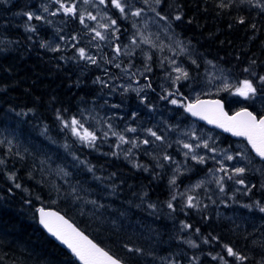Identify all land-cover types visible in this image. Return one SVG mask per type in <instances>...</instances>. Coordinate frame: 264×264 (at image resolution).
Returning <instances> with one entry per match:
<instances>
[{
  "label": "rangeland",
  "instance_id": "1",
  "mask_svg": "<svg viewBox=\"0 0 264 264\" xmlns=\"http://www.w3.org/2000/svg\"><path fill=\"white\" fill-rule=\"evenodd\" d=\"M13 1L15 0H6L2 3L5 4L4 6H9ZM254 1L258 2V0ZM61 2L66 6L75 4L76 14L66 15L56 0H20V6L26 5V7L15 15L14 26L22 28V32L27 36H34L41 31L43 34H48L46 48L50 50L59 46V51L62 50L67 54L65 55L67 64L77 68V64L82 62L87 67L99 71L98 75L93 73L94 71L80 72V74L90 75V84L96 87L101 86V92L89 102L80 104L75 115L77 119H81L82 113V122L86 121L84 127L95 132L97 140L94 147L86 146L72 135L70 129L68 131L75 140V143L70 146L52 140L45 129L39 130V135L45 142L44 148L48 147L49 151H60L64 156L73 159L70 164H64V166L47 163L43 167L48 178L58 182L61 180L60 187L64 193H68V202L75 210L72 213L84 217L100 228L117 233L124 256L139 264H241L242 262L223 250L211 251L210 248L215 244L208 247V253L196 252L203 242L201 234L206 237L207 234L211 236L213 227H221L223 240H234L246 250V245L240 240L244 236H249L251 246L255 248L252 249L263 250L264 235L254 233L263 225L264 213L259 211L257 201L254 200H251L247 207H243L246 201L244 198L248 196L251 187L236 183L237 180H243V175L229 180L220 168L223 165L228 169V175H232L236 167L262 168L259 169L262 171L264 164L250 153L244 142H234L231 146L229 144L224 146L222 136L216 130L192 120L183 121V111L180 109L183 107L182 102L185 103L183 98L186 96L181 91L177 92L172 82L178 75L173 68L179 66L188 72V65L191 64L195 75L198 68L200 69V75L194 79L196 83L190 93H188L189 90L187 92L192 102L197 99L221 96L219 98L225 102L229 112L243 107H250L255 112H264V96L250 94L247 99L239 96L236 90L243 87V82L236 80L230 71L206 58H201L203 65L197 64V52L194 46L175 33L167 22L161 21L147 5L142 3V0H137L136 3L134 0H127L125 4L127 17L112 7L107 0L106 5H99L98 0H92L89 4L83 3V0H61ZM45 7L48 9L47 12L44 11ZM140 7L146 9L140 17L130 15L129 8L135 10ZM26 13H33L34 18L29 21ZM88 13L96 16L97 19L88 20ZM81 14L84 15L88 28L80 23ZM36 15L42 16L43 19H35ZM109 18L117 21L118 39H113L112 43L107 40H91L94 33H91L89 29L99 24L110 23ZM30 27H34L35 31H29ZM97 30L104 32L101 28ZM134 35L137 39L136 45L131 44ZM73 36L77 37L78 43L71 39ZM143 39H148L149 43H143ZM73 44L84 47L88 52L96 55L98 64L74 59ZM117 44L126 46L122 47L121 54L118 56L114 52ZM14 47H16L14 40L0 36V54ZM113 56L116 58L113 59ZM147 56H151V60H147ZM193 60L195 63L192 62ZM116 64L120 67H116ZM146 64L150 67L157 66L161 72L157 74L158 79L153 73L145 71ZM98 77L99 81H97ZM156 81L157 85L154 83ZM178 82L183 83V79ZM149 84L151 87H147ZM169 92L174 95L169 96ZM172 99H176L177 104H172L170 102ZM114 105L116 107H113ZM13 114L18 119L22 118L21 112H13ZM109 124L112 125L111 128ZM8 128L10 125H0V140L4 141L0 145L18 146L15 143L14 131ZM127 128H136L137 131L127 132ZM149 128L157 132L162 140H155L150 136L146 131ZM113 131L124 135L126 140H136L137 146L132 147L131 143H124L117 147L120 142L117 136L112 135ZM105 132L108 133L107 136L103 135ZM144 139L151 142L145 145L142 143ZM204 140H207L210 147L215 148L216 151L211 152L203 148ZM184 143H190L194 147V152L189 153L188 156H185L189 150L183 148ZM197 144H201V147L196 148ZM76 147L103 154L114 155L115 153V155L126 157L134 166L141 167L144 171H148V168L142 165L146 160L155 162L161 159L169 164L170 168L166 171L165 179L168 188H172L173 196L183 200V223L177 224L175 221L168 220L170 217L179 219L181 214L175 209L172 200L170 202L173 208H169L168 203L160 205L151 202L149 191L144 189L137 199L128 203L127 206L130 209L112 208L108 203H101L98 191H90L83 184L87 180V184L90 185L78 168H82L84 174L90 175L93 179L98 175L86 160L81 158L78 160L72 155V150ZM129 149H131L130 152L127 151ZM192 155L203 156L205 162L197 163L191 158ZM227 155L233 156L234 159H225ZM165 156L171 159L166 160ZM200 173L203 174L197 176ZM221 177H223V192L220 191L216 182ZM173 178H175L174 184L171 183ZM197 183H201L200 188L195 187ZM188 196L195 198L194 203L198 202L197 207L187 206ZM259 205L264 206V203ZM244 209L250 214H245ZM138 210L144 212V215ZM256 215L260 217V220ZM191 221L203 225L202 231L200 228H193ZM185 224L190 227L184 228ZM225 224H230L232 228L223 229ZM197 229H199L198 232ZM187 241H192L196 246L193 247ZM171 242L176 246L173 251L169 246ZM125 244L142 251L129 252L124 247ZM253 252L254 256L258 253ZM240 255L247 257L244 251ZM214 256L217 258L213 259Z\"/></svg>",
  "mask_w": 264,
  "mask_h": 264
},
{
  "label": "trees",
  "instance_id": "2",
  "mask_svg": "<svg viewBox=\"0 0 264 264\" xmlns=\"http://www.w3.org/2000/svg\"><path fill=\"white\" fill-rule=\"evenodd\" d=\"M260 1L261 6L254 0H226L229 6L222 8L220 0H164L157 11L168 16L167 23L174 32L194 46L197 64L203 65L201 58L214 61L239 82L251 80L257 87L256 94L264 96V85L257 82V77L264 76V0ZM3 4L0 2V36L14 40L16 47L0 54V125H10L8 129L14 131L18 146L0 145V159L4 161L0 164V264H78L39 227L38 207H51L61 212L124 264H139L124 256L117 233L74 215L68 193L60 187L61 180L54 181L44 173L47 163L64 166L70 164L72 158L44 148L39 130L45 129L54 141L68 146L74 144L75 140L57 119V114L70 119L77 114L80 104L89 102L101 92V86L90 84V75L80 74L94 71L98 75L99 71L82 62L76 68L65 62L67 54L64 51L51 53L42 47L48 34L41 31L27 36L22 28L15 27V15L26 7L20 6V0L9 6ZM176 14H181L182 19H172ZM241 19L244 23H240ZM188 66L190 80L175 84L186 97V87L195 84L194 79L200 75L199 68L195 75L193 65ZM148 73L158 79L157 74L161 72L155 65ZM182 105L185 104L182 102ZM180 110L183 121L189 122L185 107ZM13 112H21L22 118H16ZM229 141L222 136L224 146ZM72 151L76 159L86 160L98 175L93 179L78 168L90 183L86 180L83 184L90 191H98L101 203L130 209L128 203L137 199L144 189L149 191L151 202L162 205L172 200L181 214L179 219L170 217L168 220L183 223V200L172 199V188H168L165 179L169 164L161 159L146 160L142 165L148 171H144L120 155L79 147ZM169 246L172 251L176 247L173 242Z\"/></svg>",
  "mask_w": 264,
  "mask_h": 264
},
{
  "label": "snow or ice",
  "instance_id": "3",
  "mask_svg": "<svg viewBox=\"0 0 264 264\" xmlns=\"http://www.w3.org/2000/svg\"><path fill=\"white\" fill-rule=\"evenodd\" d=\"M0 2H6V0H0ZM57 3H60V9L63 10V12L67 14L75 15L77 12V8L75 4H72L70 6H66L64 3L61 2V0H56ZM107 2H110L112 7L118 9L121 14H124L125 17H127L126 11H125V4L127 3V0H124L122 3V0H107ZM83 3L89 4L92 3V0H83ZM142 3L144 5H147L149 10L154 12L157 17L161 21H168V16L162 15L160 11H157L159 6L164 3V0H142ZM99 5H106V0H98ZM152 5H155V7H152ZM229 6L226 3V0H220L219 7H227ZM257 6H261L259 4V0L257 3ZM145 8L140 7L136 8L135 10H131L129 8V13L131 16L134 17H140L144 12ZM44 11L47 12V7L44 8ZM55 15V13H52ZM27 18L29 21H31L34 16L33 13H26ZM35 19L42 20L43 17L40 15H36ZM80 23L85 24V17L83 14L79 16ZM88 20L95 21L97 19L96 16L92 15L91 13H88L87 15ZM110 19V18H109ZM174 20H181L182 15L176 14L172 17ZM240 23H244L243 19L240 20ZM85 27L88 28V25L85 24ZM97 28L104 29V32H101L97 30ZM29 31H35L34 27H30L28 29ZM111 30V31H110ZM89 31L91 33H94L92 35L91 40H99V41H105L107 40L109 43H112L113 39H118L116 36V33L119 32V28L117 27V21L114 19H110V23L107 24H99L97 27L90 28ZM63 39V37H62ZM73 41H77V37L73 36L71 37ZM143 43H149L148 39H143ZM131 44L136 45L137 39L134 35ZM42 47H45L46 45H41ZM155 46V45H153ZM73 48H75V55L74 59L84 60L90 64H98V60L96 55L91 54L86 50L84 47H77V44L72 45ZM99 48V45H97ZM122 47H126L120 44H117L114 48V52L116 56L121 54ZM52 51H59V46L56 48L50 49ZM127 54V53H125ZM116 57L113 56V59ZM147 60H151V56L146 57ZM110 62V61H109ZM195 63V60L192 61ZM174 63V61H173ZM116 67H120L119 64L115 65ZM145 71L150 72L151 67L150 65H145ZM173 71L178 73V75L175 76L174 80L172 81L173 84H175L177 81H180L182 79H188L189 74L187 71L182 69L179 66H176L173 68ZM247 72L248 69H245ZM97 81H99V77L97 78ZM257 82L259 84L264 85V76L257 77ZM147 87H151V85H147ZM225 90H227V85H225ZM179 90L177 89V92ZM257 92V87L253 84L251 80H245L243 82V87L236 90V94L239 96H242L244 98H249V95H255ZM169 96L174 95V93L169 92ZM167 98V97H162ZM172 104H177L176 99H172L170 101ZM185 107V110L193 116H199L200 119L206 120L209 124H215L217 127L224 129L226 132H231L234 136L238 137H244L247 139L248 143L251 145L252 150L255 152V154L261 159L264 160V116H260L257 118V116L253 115L252 112L247 111V109H243L240 112L235 113L233 116H228L226 112L223 111V105L219 100H208V101H201L199 99L196 100L195 103H189L186 105H182ZM113 107H116L115 105ZM57 119L61 120L63 123L64 128L70 129L73 136L77 137L82 143H85L88 147H94L95 142L97 140V136L95 132L89 131L87 128L84 127V122H82L83 114L81 113V119H77L75 116L71 117L70 119H65L60 113L57 114ZM112 125L109 124V128H111ZM127 132L135 133L137 131L136 128H127ZM147 133L154 137L155 140H162V137L160 135H157V132L153 131L151 128L146 130ZM104 136H107L108 133H103ZM113 136H117L119 140V144L117 147H120L121 144L124 143H131L132 147H136V140H126L125 136L122 134H119L115 131L112 132ZM151 141L148 139H144L142 141L143 144L147 145ZM4 141L0 140V144H3ZM202 146L205 149H208L211 152H215L216 149L210 147L207 140H204L202 142ZM196 148L201 147V144H197L195 146ZM183 148L188 149L189 152L185 153V156H188L189 153L194 152V147L190 143H184ZM128 152L131 151V149L127 150ZM115 155V153H113ZM192 159L196 160L197 163H204L205 159L203 156L197 157L196 155H192ZM215 157H213L214 159ZM164 159H171L169 156H165ZM227 160H233L234 157L231 155H227L225 157ZM4 161L0 159V164H3ZM91 170V169H90ZM63 171V170H61ZM220 171H223L227 178L229 180L233 179L235 176L242 175L245 172L244 167H236L234 168L232 175H228V169L225 168L223 165L220 168ZM67 175V173H65ZM9 179H14V177H9ZM217 184L219 185L220 191H224V185H223V177L219 178L217 181ZM171 183H175V178L171 181ZM236 183L243 184V180H237ZM16 187H20L19 184H16ZM196 188L201 187V183H197L195 185ZM173 200L176 199L175 196L172 197ZM195 198L193 196H188L187 198V206L190 208L197 207L198 202L194 203ZM92 203H95L92 201ZM169 208H173V204L171 202L168 203ZM251 207V206H249ZM257 207L259 208V211L264 213V206H260L259 202H257ZM39 222L47 231L55 236L58 240H60L63 244H65L69 249H71L72 253L82 262V264H122V261L120 258H116L113 255H110L108 251H105L102 247L98 246L96 243H93L92 240H90L83 232H81L78 228L74 227L72 224L68 222L63 216H61L59 213L56 212H50L45 211L44 208L39 209ZM190 225L185 224L184 228H188ZM197 232L199 229L196 230ZM189 244H191L193 247L196 245L192 241H187ZM207 242V240H205ZM124 247L129 251H135L137 253L141 252L142 250L139 248H130L127 244L124 245ZM226 248L227 254L229 256L234 257L237 261L243 262L247 259V257L240 255L238 252L234 251L232 247H229L227 245L224 246ZM217 257H213V259H216ZM221 259H223L221 257Z\"/></svg>",
  "mask_w": 264,
  "mask_h": 264
},
{
  "label": "flooded vegetation",
  "instance_id": "4",
  "mask_svg": "<svg viewBox=\"0 0 264 264\" xmlns=\"http://www.w3.org/2000/svg\"><path fill=\"white\" fill-rule=\"evenodd\" d=\"M250 169V171H249ZM259 169L262 168H258V169H253L250 167L245 168V171L242 175H243V181L244 183L242 184V186H246V187H251V190L249 191V194L246 198H244V205L243 207H247L248 203L251 200L257 201L259 202V204L264 203V169L261 171ZM248 170V171H247ZM245 214H250L247 213L246 209H244ZM257 218L260 217L258 215H256ZM264 221V220H263ZM193 226V228H200V230L202 231V229L204 228L203 225L193 222H190ZM217 225L220 227L219 223H217ZM228 228H232V226L230 224H225V226L223 227V229H228ZM220 228H214L212 230V235H208L207 237L204 234H201L202 237V244L199 248V250H197L196 252L198 253H208V247L212 246L215 244L214 247L210 248L211 251L213 252H218L219 250H223L224 252L227 253L226 248L224 247L225 245L232 247L234 251L238 252L239 254L242 253V251H244L245 253H247V259L244 260L241 264H264V248L262 249H257V250H253L255 248H253L251 246V241L249 236H244L243 238H241L240 241H242V243H244L246 245V250L243 249L241 247V245L237 244L234 240H223L221 239V232H220ZM260 229V230H258ZM257 229V231L254 233L256 234H260L262 233L264 235V222L263 225L261 227H259ZM262 230V231H261ZM203 233V232H202ZM231 234V233H229ZM232 236V234H231ZM232 239H234L232 237ZM205 240H207V242H205ZM253 248V249H252ZM253 251H257L258 253H256V256L252 255V253H254ZM262 251V252H260Z\"/></svg>",
  "mask_w": 264,
  "mask_h": 264
},
{
  "label": "water",
  "instance_id": "5",
  "mask_svg": "<svg viewBox=\"0 0 264 264\" xmlns=\"http://www.w3.org/2000/svg\"><path fill=\"white\" fill-rule=\"evenodd\" d=\"M208 100H219V99H203V100H201V101H208ZM220 102H221V104L223 105V111L224 112H226L227 113V111L225 110V106H224V103L221 101V100H219ZM187 104H189V103H187ZM243 110V109H242ZM241 111V110H240ZM240 111H237V112H240ZM247 111H249V112H251L249 109H247ZM187 112V111H186ZM237 112H235V113H237ZM235 113H233L232 115H229L228 113V116H233V115H235ZM187 114L191 117V119H193V120H196V121H198V122H200V123H202V124H204V125H206L208 128H211V129H215V130H217V131H219V132H221L222 134H225V135H227V136H229V137H231L232 139H235V140H245L246 142H247V145H248V147L250 148V150H251V152L253 153V155L254 156H256L259 160H261L256 154H255V152L252 150V148H251V145L248 143V141H247V139H245L244 137H238V136H234L231 132H226V131H224V129H222V128H219V127H217L215 124H209L206 120H203V119H200V117L199 116H193V115H191V113H189V112H187ZM254 115V114H253ZM262 162H264V160H261ZM40 208H42V207H39V208H37L36 210H37V220H38V224H39V227L56 243V244H58L63 250H65L71 257H73L77 262H78V264H82V262L72 253V251H71V249H69L65 244H63L60 240H58L55 236H53L52 234H50L48 231H47V229H45L44 227H43V225H41L40 224V222H39V219H40V216H39V209ZM45 209V211H50V212H56V213H59L61 216H63L66 220H68V222L70 223V224H72L74 227H76V228H78L72 221H70L67 217H65L62 213H60V212H58V211H56L55 209H52V208H44ZM79 229V228H78ZM80 230V229H79ZM81 231V230H80ZM81 232H83V231H81ZM84 233V232H83ZM85 234V233H84ZM86 235V234H85ZM87 236V235H86ZM90 240H92L89 236H87ZM93 241V240H92ZM93 243H96L95 241H93ZM97 244V243H96ZM98 245V244H97ZM99 246V245H98ZM110 254V253H109ZM111 255V254H110ZM122 264H124V263H122Z\"/></svg>",
  "mask_w": 264,
  "mask_h": 264
}]
</instances>
